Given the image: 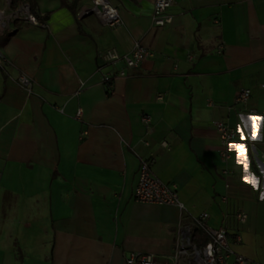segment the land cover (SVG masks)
I'll list each match as a JSON object with an SVG mask.
<instances>
[{
  "label": "crops",
  "instance_id": "1",
  "mask_svg": "<svg viewBox=\"0 0 264 264\" xmlns=\"http://www.w3.org/2000/svg\"><path fill=\"white\" fill-rule=\"evenodd\" d=\"M13 1L39 25L0 35V264H125L136 252L172 264L180 228L204 236L200 213L264 264V0H171L165 27L151 24L154 0H109L113 28L77 18L89 0ZM136 41L152 55L104 67L124 75L101 82L104 54ZM217 121L237 130L225 160ZM141 159L183 210L134 199Z\"/></svg>",
  "mask_w": 264,
  "mask_h": 264
},
{
  "label": "built area",
  "instance_id": "2",
  "mask_svg": "<svg viewBox=\"0 0 264 264\" xmlns=\"http://www.w3.org/2000/svg\"><path fill=\"white\" fill-rule=\"evenodd\" d=\"M3 5L0 6V35L11 31V26L15 21L29 22L32 25H39L38 19L31 11L29 2L13 0H2ZM88 4H84L77 10V18L83 19L85 16L93 15L103 25L110 28L119 26L122 23L120 11L111 4L109 0H89ZM171 0H154L153 13L151 16V24L154 27H165L171 24L172 16L168 14V7ZM41 26H46L42 24ZM221 48V46H220ZM219 48V49H220ZM151 51L139 41H136L132 48L125 54H119L117 51L108 50L103 57L102 64L99 67L101 72V82L111 84L115 76L124 75V70L120 69L113 73L112 71H104V67H113L116 63L122 62L126 68L137 67L143 59L151 56ZM4 58L0 53V61ZM18 82L30 89L31 79L22 74L18 77ZM250 91L244 88L238 91L235 101L238 103L245 102L250 96ZM75 118L82 116L81 110L77 109L74 112ZM143 123L149 122V116L146 114L141 118ZM213 128L217 136H219L222 144L225 146L222 149V158L228 159L230 151L227 146L232 140L237 137V130L234 127H229L223 121H217L213 124ZM139 170L137 176V184L134 189V199L140 203L156 204L159 206L167 205L174 206L180 210L184 209V205L179 198L176 187L160 181L151 171L150 161L141 159L139 161ZM235 217L238 221H245V213L236 211ZM195 226L200 230L206 241L201 245L190 230L189 227H182L176 234L173 253L169 259L172 264L180 262L192 264H247L245 257L239 253H235L230 248L227 230L224 227L213 228L208 225L207 214L200 213L193 217ZM235 240L239 241L240 237L235 236ZM125 264H163L157 260L154 254L148 253H130L125 257Z\"/></svg>",
  "mask_w": 264,
  "mask_h": 264
},
{
  "label": "rangeland",
  "instance_id": "3",
  "mask_svg": "<svg viewBox=\"0 0 264 264\" xmlns=\"http://www.w3.org/2000/svg\"><path fill=\"white\" fill-rule=\"evenodd\" d=\"M198 241H199V243H200L201 245H203V244L205 243V241H206L205 236L199 234V235H198Z\"/></svg>",
  "mask_w": 264,
  "mask_h": 264
},
{
  "label": "snow or ice",
  "instance_id": "4",
  "mask_svg": "<svg viewBox=\"0 0 264 264\" xmlns=\"http://www.w3.org/2000/svg\"><path fill=\"white\" fill-rule=\"evenodd\" d=\"M252 119L255 120L256 118L253 117ZM249 182H250V181H249Z\"/></svg>",
  "mask_w": 264,
  "mask_h": 264
}]
</instances>
